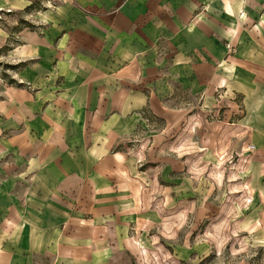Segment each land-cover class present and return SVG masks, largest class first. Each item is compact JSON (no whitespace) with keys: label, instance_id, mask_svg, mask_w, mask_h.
<instances>
[{"label":"crops","instance_id":"0c3cea01","mask_svg":"<svg viewBox=\"0 0 264 264\" xmlns=\"http://www.w3.org/2000/svg\"><path fill=\"white\" fill-rule=\"evenodd\" d=\"M11 1L21 17L33 7ZM34 10L35 24L13 27L18 40L0 31L20 81L2 89L0 147L22 164L5 183L0 264H30L33 252L85 264L70 254L87 252L75 242L86 240L93 209L106 247L91 256L111 263L117 201L92 203V190L99 196L105 177L122 178L117 146L144 112L165 117L174 93L205 103L217 89L240 95L264 152V0H63Z\"/></svg>","mask_w":264,"mask_h":264},{"label":"rangeland","instance_id":"374dc122","mask_svg":"<svg viewBox=\"0 0 264 264\" xmlns=\"http://www.w3.org/2000/svg\"><path fill=\"white\" fill-rule=\"evenodd\" d=\"M30 1L22 17L11 0L0 2V31L7 27L12 41L19 39L13 27L24 18L35 24L34 9L63 0ZM18 68L0 52V99L3 88L19 85ZM165 105L171 109L165 117L144 112L141 125L117 146L124 152L122 178L105 177L107 192L99 196L92 190V203L117 201L109 215L121 226L110 233L108 248L117 256L109 264H264V152L256 131L243 123L242 98L217 89L205 103L200 95L179 92ZM248 143L256 144L253 152ZM15 164L0 147V215L8 176L22 166ZM99 213L92 210L86 240L75 242L87 252H71L74 263L102 264L91 256L106 247ZM2 227L8 230L0 224V239ZM54 254L33 252L30 264H52Z\"/></svg>","mask_w":264,"mask_h":264},{"label":"built area","instance_id":"2783aa9c","mask_svg":"<svg viewBox=\"0 0 264 264\" xmlns=\"http://www.w3.org/2000/svg\"><path fill=\"white\" fill-rule=\"evenodd\" d=\"M2 19V16L0 15V20ZM229 44H227V46H228ZM229 48H230V46H229ZM255 149V146L253 145V144H248L247 146H246V150L247 151H252V150H254Z\"/></svg>","mask_w":264,"mask_h":264}]
</instances>
